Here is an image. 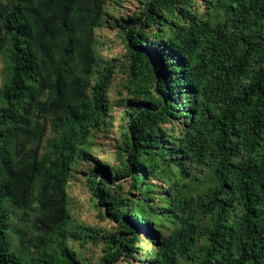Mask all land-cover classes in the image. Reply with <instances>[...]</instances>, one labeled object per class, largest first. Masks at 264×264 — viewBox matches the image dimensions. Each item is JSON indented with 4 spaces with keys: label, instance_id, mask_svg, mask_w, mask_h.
<instances>
[{
    "label": "trees",
    "instance_id": "1",
    "mask_svg": "<svg viewBox=\"0 0 264 264\" xmlns=\"http://www.w3.org/2000/svg\"><path fill=\"white\" fill-rule=\"evenodd\" d=\"M107 2L0 0V264H83L69 238L98 245L94 229H71L81 160L102 172L90 191L119 225L104 264H264V0H147L120 25L131 107L118 169L86 150L118 73L96 46ZM201 168L205 189L168 190L157 213L152 180L178 174L177 189Z\"/></svg>",
    "mask_w": 264,
    "mask_h": 264
},
{
    "label": "rangeland",
    "instance_id": "2",
    "mask_svg": "<svg viewBox=\"0 0 264 264\" xmlns=\"http://www.w3.org/2000/svg\"><path fill=\"white\" fill-rule=\"evenodd\" d=\"M147 0H108L106 11L102 24L95 31L96 46L99 58L102 60V66L107 64H117L118 73L113 79L111 89L109 91L110 101L112 105L111 118L108 120V125L100 130L94 131L91 135L89 145L86 150L93 156L94 159L109 165L111 169H118L121 165L118 156L119 148L123 143V128L127 117L125 113L129 110L130 102L127 100V94L124 93V85L127 80V71L129 68L128 52L123 38V33L120 25L136 23L137 17L145 9ZM203 9V7L201 8ZM153 58L155 54L151 55ZM3 58L0 56V88L3 85L4 75ZM123 93V94H122ZM179 105L183 102L179 98ZM52 134H48L46 139L52 138ZM176 170V168H175ZM102 172L97 168L92 160H81L78 162L73 175L69 180V208L72 217L71 229H94L98 234V245L93 242L84 244L81 239L69 238V245L76 251L77 255L83 264H104L102 262L103 249L106 245L113 241L112 238L119 232V225L106 214V210L96 206V199L90 191L89 177H97ZM209 171L206 168H201L195 173L194 180L183 182L180 187L174 189L169 185L179 180L178 174L169 173L163 177L152 180V183L157 186L151 190L153 200L151 201L156 212L161 213L165 204L168 203L165 198L167 191L171 193L181 192L187 195H196L199 191H203L206 187ZM131 178L118 180L116 183L123 185L128 189ZM135 225V221L131 226ZM171 223L164 224L161 231L164 236H167L173 229ZM140 245L143 246L141 253L145 255L147 250L154 251L156 242L154 237L150 236L147 228H143L140 233ZM142 254V256H143ZM130 262L137 263L139 259H131ZM119 264H123L120 262ZM181 264H191L182 261Z\"/></svg>",
    "mask_w": 264,
    "mask_h": 264
}]
</instances>
